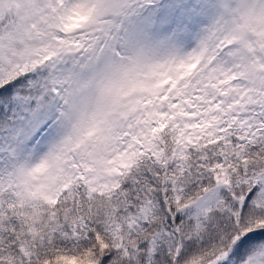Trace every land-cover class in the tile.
<instances>
[{
	"label": "snow or ice",
	"instance_id": "6c2138e0",
	"mask_svg": "<svg viewBox=\"0 0 264 264\" xmlns=\"http://www.w3.org/2000/svg\"><path fill=\"white\" fill-rule=\"evenodd\" d=\"M0 264H264V0H0Z\"/></svg>",
	"mask_w": 264,
	"mask_h": 264
}]
</instances>
